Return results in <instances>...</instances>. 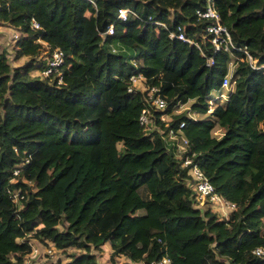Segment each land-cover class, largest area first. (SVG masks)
<instances>
[{"label":"trees","instance_id":"1","mask_svg":"<svg viewBox=\"0 0 264 264\" xmlns=\"http://www.w3.org/2000/svg\"><path fill=\"white\" fill-rule=\"evenodd\" d=\"M212 1L229 52L194 16L204 0H0V27L20 33L11 58L25 59L10 66L0 49V264H22L32 243L70 250L54 264H98L106 242L112 263L264 264L251 253L264 250V0ZM123 9L135 16L101 39ZM177 27L192 44L168 38ZM55 48L59 72L32 77ZM130 76L166 102L148 135ZM168 130L234 203L227 219L193 205Z\"/></svg>","mask_w":264,"mask_h":264},{"label":"built area","instance_id":"2","mask_svg":"<svg viewBox=\"0 0 264 264\" xmlns=\"http://www.w3.org/2000/svg\"><path fill=\"white\" fill-rule=\"evenodd\" d=\"M212 0H204V9L194 10V16L197 20H209L210 24H208L205 28L206 32L210 34L209 42L213 46L214 50H222L225 52H229L233 47L230 42V37L228 31L225 27H223L219 21V16L214 11V5ZM135 16L133 12L128 9H123L118 12V16L115 22H113L107 30L103 33H99L101 39H103L106 35H113L115 32V23L116 22H125L130 17ZM160 28H164L163 24L155 23ZM31 27L34 30L39 29V25L35 22H31ZM10 37L12 40H16L19 37V32L16 30L10 29ZM168 38H176L180 41H183L188 44H192L193 42L183 35V28L177 27L175 31H171L168 33ZM244 59L245 62L254 67L255 60L244 51ZM63 54L60 49H52L50 51L49 57H47L46 68L43 69L40 73V76L45 77L46 75L54 72L58 73L59 66L62 63ZM211 59H207V64H211ZM228 75L223 76L221 80V86L225 87L227 85ZM60 82V78H58V83ZM130 85L128 90L135 89L142 93L144 100V108L141 110L138 122L142 127L145 135H148L153 129V117L152 112L154 111H163L166 106V102L162 95L159 92V88L155 86L147 87L145 85L144 79L140 76H130L129 77ZM140 85V87L137 86ZM159 121H164L167 119L165 114L160 113L158 115ZM169 136H174L173 133L168 130L165 134ZM182 140V149L176 154L177 160L179 161L181 167L187 168V173L190 176V181H188V185L192 190V198L198 204H207L209 207L213 208L214 211L218 213L219 216L223 218H227L228 215L234 211V203L226 201L221 196L215 193L212 185L203 175L199 167L192 162V158L189 155H184L187 153L186 142ZM164 147L168 150L166 142L164 143ZM174 155V154H173ZM17 169H14L12 174L17 173ZM17 195V191L12 193V197ZM55 252L54 246H43L37 243H32L31 252L23 259L22 264H54V261H50L51 256ZM251 253L257 257H264V250L261 247H256L251 251ZM169 259L167 257H162L157 261H150L148 264H168ZM125 264H145L143 261H131L126 260Z\"/></svg>","mask_w":264,"mask_h":264},{"label":"rangeland","instance_id":"3","mask_svg":"<svg viewBox=\"0 0 264 264\" xmlns=\"http://www.w3.org/2000/svg\"><path fill=\"white\" fill-rule=\"evenodd\" d=\"M5 28L6 27H0V49H3L6 52V56H7L8 60H9L10 66H18V65L21 64V62L18 63V61H13L12 58H11L12 57L11 51H9L10 50L11 39H10L9 32ZM22 60L24 61L25 59H22ZM30 75L32 77H35V76L41 77L40 74L37 71L30 72ZM137 86L140 87L139 84H137ZM212 95L214 96V95H216V93L213 92ZM222 99H225V98H222ZM190 102L191 101H187L185 104L180 106L178 108V111L186 110L188 108ZM187 114L193 116V113H191V112H187ZM167 147H168L169 151L173 152L174 158L177 159V155H176L175 150L172 149L170 146H167ZM192 200H193V198H192ZM193 205L195 207L201 209V210H203L205 208V205L208 206L207 204H204V203L203 204H198L194 200H193ZM137 213H142V210L137 211ZM218 218L227 219L228 217L227 218H223L222 216H219ZM69 251L70 250H68L67 252H69ZM67 252H61L60 250L55 248V252L51 256L50 261H54V262H56V261H64V259L66 257L65 255H66ZM95 253H96L95 254L96 255V261H97L98 264H122V263L125 264V262H126V258H124L122 256L121 257H115L113 263L109 260V253L110 252H109V245H108L107 242L104 243L100 247V249L95 251Z\"/></svg>","mask_w":264,"mask_h":264},{"label":"crops","instance_id":"4","mask_svg":"<svg viewBox=\"0 0 264 264\" xmlns=\"http://www.w3.org/2000/svg\"><path fill=\"white\" fill-rule=\"evenodd\" d=\"M5 29L9 32V35H10V32H11L10 29L9 28H5ZM20 62L22 63V59L18 61V63H20ZM161 140L163 141V145L166 142V145L170 146L172 149H174L176 154L183 148L181 136L174 135L171 137L169 135H166V136L162 135ZM63 262L64 261H61V263H63Z\"/></svg>","mask_w":264,"mask_h":264}]
</instances>
